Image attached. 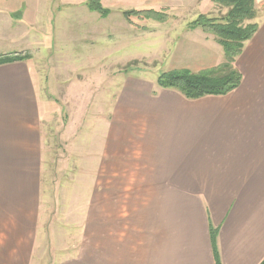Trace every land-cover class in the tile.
<instances>
[{
	"label": "crops",
	"instance_id": "0c3cea01",
	"mask_svg": "<svg viewBox=\"0 0 264 264\" xmlns=\"http://www.w3.org/2000/svg\"><path fill=\"white\" fill-rule=\"evenodd\" d=\"M42 1L0 0V40L11 43L9 55L30 47L22 48L24 30L13 18L32 19L36 33ZM254 8L247 23L258 29L234 63L242 75L236 89L198 99L166 88L153 93L142 80L122 89L118 103L133 123L116 118L104 134L96 131L95 187L112 202L95 205V251L78 250L56 264H215L210 228L221 264L261 262L264 0ZM226 12L214 0H194V19ZM186 29L194 31V56L201 53L194 72L223 62L212 34ZM38 81L29 58L0 64V264H33L38 253L45 113Z\"/></svg>",
	"mask_w": 264,
	"mask_h": 264
},
{
	"label": "rangeland",
	"instance_id": "374dc122",
	"mask_svg": "<svg viewBox=\"0 0 264 264\" xmlns=\"http://www.w3.org/2000/svg\"><path fill=\"white\" fill-rule=\"evenodd\" d=\"M101 4L109 10L104 17L90 10L86 0H43L39 28L33 26L37 35L29 30L32 19L19 24L13 18L14 28L24 30L22 48L30 45L25 49L30 53L20 54L29 58L38 76L45 106L39 240L33 264H56L78 250L95 251V205L112 202L95 187L96 131L104 134L102 130L110 129L116 118L119 124L133 123L127 122L117 99L126 84L142 80L152 84L155 93L161 72L194 71L201 54L194 56V31L186 29L194 20V0H101ZM130 9H155L167 19L129 21L122 12ZM19 32L13 35L19 37ZM10 44L0 40V55L10 54Z\"/></svg>",
	"mask_w": 264,
	"mask_h": 264
},
{
	"label": "trees",
	"instance_id": "16d2710c",
	"mask_svg": "<svg viewBox=\"0 0 264 264\" xmlns=\"http://www.w3.org/2000/svg\"><path fill=\"white\" fill-rule=\"evenodd\" d=\"M226 6L227 12L222 17L198 15L187 23L189 29L200 27L204 32L212 34L214 41L223 49L224 60L218 66L208 70L194 72L190 69H173L161 72L156 83L160 88L172 89L187 99H198L206 95H225L236 89L242 80L240 71L235 67L236 58L242 51L244 43L256 30V23H246L255 17L254 0H214ZM86 4L92 11L104 17L109 10L104 8L101 0H87ZM126 20L132 17L165 21L167 15L155 9H130L122 12ZM26 55H0V64L14 60H23ZM217 230L210 228V242L215 264H221L216 243ZM259 264H264V258Z\"/></svg>",
	"mask_w": 264,
	"mask_h": 264
}]
</instances>
